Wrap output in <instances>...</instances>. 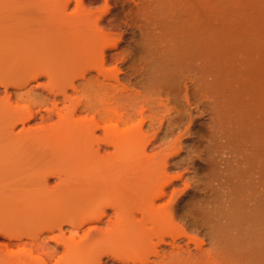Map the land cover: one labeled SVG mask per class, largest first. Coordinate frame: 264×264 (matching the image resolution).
Wrapping results in <instances>:
<instances>
[{"label": "rangeland", "instance_id": "rangeland-1", "mask_svg": "<svg viewBox=\"0 0 264 264\" xmlns=\"http://www.w3.org/2000/svg\"><path fill=\"white\" fill-rule=\"evenodd\" d=\"M86 3L95 18L103 19V36L95 40L94 50L100 46L106 49V63L100 67L106 78L100 76L96 81L99 61L91 58L90 64L96 67L87 81L78 80L76 85L89 96L93 108L103 109L108 115L118 108L131 126L143 124L142 132L137 131L138 137L130 145L135 149L130 152L134 158L129 151L123 156L133 158L135 163H130L142 171L153 165V171L159 170L158 186L166 185L168 189L160 203L168 206L166 212L171 218L165 231L169 234L168 244L159 249L160 257L162 252L166 258L158 257L157 262L158 258L152 257V264H264L261 250L254 248L261 237H256L260 232L256 219L237 227L233 231L239 230L233 234L239 235L237 238L228 240L223 236L225 223H229V216L238 206H245V213L256 216L257 202L262 201L261 195L264 199V121L260 119L264 118V0ZM72 7L75 5L70 11ZM166 51L176 61L167 60ZM47 83L46 78L33 82L31 87L38 89L34 94H44L37 86ZM28 89H10L11 94L15 93L12 103H37L39 99L30 98V103L32 100L24 102L16 96ZM0 92H4L0 93L4 98V88L0 87ZM139 159L143 161L138 164ZM147 159L153 161L147 163ZM165 161L169 162L167 174L163 171ZM55 182L52 180L51 185ZM178 198L180 201H176ZM261 232L263 235L264 230ZM174 240L181 250L172 249ZM229 243L233 247L227 246ZM117 251L131 256L126 250Z\"/></svg>", "mask_w": 264, "mask_h": 264}, {"label": "bare ground", "instance_id": "bare-ground-1", "mask_svg": "<svg viewBox=\"0 0 264 264\" xmlns=\"http://www.w3.org/2000/svg\"><path fill=\"white\" fill-rule=\"evenodd\" d=\"M84 2L0 0V87L5 90L4 98L0 97V240H4L0 242V264H152V257H160L161 245L168 244L165 231L171 218L166 212L168 206L160 205L168 189L158 186L159 170L153 171V165H148L151 170L147 167L142 171L130 163L135 161V149L130 145L137 131L142 132L143 124L131 126L118 108L109 115L93 108L89 96L76 85L78 80L87 81L96 67L90 64L91 58L99 61L96 81L100 76L106 78L100 69L106 63V49L100 46L94 50L95 40L103 36V19L95 18ZM72 3L75 8L70 11ZM169 52L165 53L167 60L174 58ZM42 78L48 83L35 84L45 92L38 96L34 94L37 88L31 85ZM10 89H28L16 95L19 100L39 101L32 100L34 104L27 106L14 104L15 93ZM125 151L131 160L123 156ZM136 161L139 164L143 160ZM168 161L164 163L165 174ZM52 180H56L55 185H51ZM261 196L259 213L247 214L245 206H238L224 224L223 236L237 238L239 235L233 234L239 230L233 231L256 219L260 227L256 237H261L258 247L252 245L264 255ZM202 213L204 216L205 211ZM176 241L172 249L181 250ZM227 246L233 247L230 243ZM121 249L131 256L117 251ZM160 258L155 260L160 262Z\"/></svg>", "mask_w": 264, "mask_h": 264}]
</instances>
